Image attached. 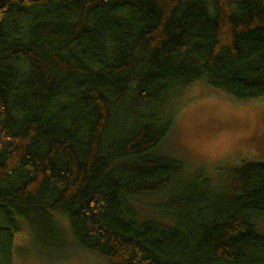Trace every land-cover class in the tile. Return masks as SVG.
Instances as JSON below:
<instances>
[{
    "label": "trees",
    "instance_id": "16d2710c",
    "mask_svg": "<svg viewBox=\"0 0 264 264\" xmlns=\"http://www.w3.org/2000/svg\"><path fill=\"white\" fill-rule=\"evenodd\" d=\"M195 83L264 96V0H0V264L23 226L107 264H264V161L215 181L159 151Z\"/></svg>",
    "mask_w": 264,
    "mask_h": 264
},
{
    "label": "rangeland",
    "instance_id": "374dc122",
    "mask_svg": "<svg viewBox=\"0 0 264 264\" xmlns=\"http://www.w3.org/2000/svg\"><path fill=\"white\" fill-rule=\"evenodd\" d=\"M184 98L160 152L183 160L187 171L201 169L204 177L215 181H222L227 168L249 156L264 161V96L234 102L195 83ZM58 219L67 230V222ZM257 227L264 233V219L258 220ZM30 230L23 226L14 236V264H107L91 253L51 248ZM19 247L24 254L17 253Z\"/></svg>",
    "mask_w": 264,
    "mask_h": 264
}]
</instances>
